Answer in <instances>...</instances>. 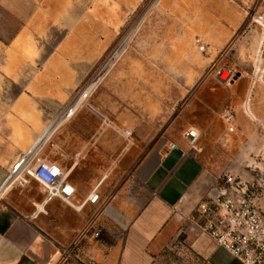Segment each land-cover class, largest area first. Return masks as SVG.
<instances>
[{
  "label": "rangeland",
  "instance_id": "rangeland-1",
  "mask_svg": "<svg viewBox=\"0 0 264 264\" xmlns=\"http://www.w3.org/2000/svg\"><path fill=\"white\" fill-rule=\"evenodd\" d=\"M21 8L22 32L29 27L38 51L49 56L37 65L38 70L50 66L41 81H53L48 101H39L48 125L84 93L109 56L134 30L121 55L97 86L81 96L84 102L52 135L41 154L65 170L76 164L71 181L81 194L90 192L104 175H108L107 182L118 183L153 148L181 139L193 128L201 132L205 151L200 154L212 160L208 169L213 177L231 173L250 182L264 177L260 131L244 116L243 103L230 96L231 86L217 81H184L191 50L200 55L195 62L208 61L207 72L212 75L218 66L238 70L243 64L255 65L261 56L264 65V33L256 23L264 18V0H22ZM185 31L189 33L188 48H175ZM222 32L226 36L219 38L220 48L203 40L202 35ZM197 40L208 45L210 52H199ZM235 87L238 90V83ZM242 90L243 85L238 96ZM42 94L45 97L46 93ZM253 99L264 116V86L259 82L252 103ZM224 110L235 115L233 134L226 132L221 117ZM246 121L252 139L241 134ZM242 142H249L251 149L246 160L238 161ZM255 167L256 172H252ZM32 185L34 190L23 192L27 196H23V204L41 190L37 183ZM56 201L57 210L47 207V214L36 221L45 220L48 235L59 241L68 233L71 245L67 246L66 238L61 264H84L74 252L86 240L110 236L99 227L101 221L108 220L97 210L84 209L79 214ZM260 201L264 207V191ZM27 212L32 216L35 207L31 205ZM181 246L182 257L178 256L176 264H187L183 259H188L190 251Z\"/></svg>",
  "mask_w": 264,
  "mask_h": 264
},
{
  "label": "crops",
  "instance_id": "crops-1",
  "mask_svg": "<svg viewBox=\"0 0 264 264\" xmlns=\"http://www.w3.org/2000/svg\"><path fill=\"white\" fill-rule=\"evenodd\" d=\"M21 5L22 0H0V185L20 156L29 151L55 121L48 125L47 113L39 108V101H48V89L52 88L53 81H41L50 66H42L38 70L37 65L48 61L49 56L45 51H38L36 39L29 27L22 32ZM259 27L264 33V28ZM186 34L189 36L185 31L183 38L174 45L175 48H188ZM225 36L224 32L202 35L206 43L216 48L221 47L219 38ZM23 42L26 44L24 49ZM189 52L191 64L184 81H217L215 71L213 75L207 72L208 61L195 62L200 59V55L197 51ZM260 58L261 62L256 59L255 65H240L237 70L240 76L229 90L234 101L243 103L241 108L244 116L253 126L255 124L247 108L253 118L264 121V116L259 114L258 103L254 99L252 103L258 82L264 86L263 57ZM236 83L238 90L243 85L239 96L238 90H235ZM41 92L46 93L45 97L44 94L40 95ZM38 117H41V121H38ZM241 118L246 120L243 116ZM189 131H196L199 136L201 134L194 128ZM187 132L181 139L171 142L177 146V150L169 149L170 142L161 143L132 167L121 181L115 184L107 182L108 175H104L84 195L71 181L76 164L70 168V181L77 192L75 204H81L100 185L101 202L96 206L88 205L85 210H97L103 219L108 220L101 221L99 227L110 232V236L103 235L100 240H86L83 247L74 252L76 258L84 264H176L179 262L178 256L182 257L179 252L183 245L190 251L188 259H183L187 264H244L186 221L195 214L197 206L221 178L217 179L210 173L208 166L212 160L201 155L205 148H202L200 138L199 150L196 151L199 155L190 154V146L185 139ZM226 132L233 134L228 130ZM251 133L247 123L241 134L250 138ZM241 146L242 153L237 157L238 161L246 160V152L251 149L249 142H242ZM33 182L26 187L12 188L0 201V264L64 263L65 250L62 246L65 247V243L68 247L71 245L68 233L62 238L63 241H59L48 235L45 220L36 221L41 214H47V207L57 210V201L44 205L45 195L40 187L41 190L34 196H28V202L23 204V196L27 197L23 192L34 190ZM31 205L35 207L37 218H32L27 212ZM104 205L111 209L107 216L102 212ZM261 208L263 210L264 207L261 205ZM79 223L82 227L83 221ZM66 238L69 240L64 243Z\"/></svg>",
  "mask_w": 264,
  "mask_h": 264
},
{
  "label": "built area",
  "instance_id": "built-area-1",
  "mask_svg": "<svg viewBox=\"0 0 264 264\" xmlns=\"http://www.w3.org/2000/svg\"><path fill=\"white\" fill-rule=\"evenodd\" d=\"M197 44L199 52L203 54L210 52L209 48L201 45L199 40H197ZM239 76L238 71L231 67L220 66L215 69L217 81L226 87L232 86ZM247 111L261 132L264 159V121L253 118L248 108ZM221 117L228 132L234 133L236 130L235 115L229 110H224ZM46 131L39 136L29 151L20 156L1 183L0 201L12 188L26 187L31 181H34L44 192V205L54 200H60L78 213L88 205H98L101 202L100 185L81 204L77 205L75 204L76 188L70 181L72 169L65 171L54 162L41 157L51 139L41 144L40 140ZM199 138L196 131L186 133L185 139L189 143L190 150H199ZM169 149L175 151L178 148L175 144L170 143ZM256 170L257 167L252 169V172H256ZM263 191L264 177L250 182L238 175L227 173L218 180L206 199L197 206L195 214L189 220L200 233L208 236L218 247L244 264H263L264 211L260 205ZM36 209L38 210L37 206ZM102 212L107 216L111 209L108 205H104ZM37 217L36 213L32 215V218Z\"/></svg>",
  "mask_w": 264,
  "mask_h": 264
},
{
  "label": "bare ground",
  "instance_id": "bare-ground-1",
  "mask_svg": "<svg viewBox=\"0 0 264 264\" xmlns=\"http://www.w3.org/2000/svg\"><path fill=\"white\" fill-rule=\"evenodd\" d=\"M256 23L259 26H261L262 28H264V21L263 20H260V21H258ZM133 34H134V30L130 31L126 35V37L122 40V42L118 45V47L113 51V53L109 56V58L106 60L104 65L102 64L103 66L101 67V69L96 73V75L92 78L90 83L84 89V93H82V95H80V97H78L76 99V101L71 105V107H70L71 109L67 108L64 112H62V114L58 118H56V120L54 121L53 125L49 128L48 131H46V134L41 138V140H40L41 144H44L45 142H47L52 137V135L61 127V125H63L65 122H67L69 120L68 116H74V114L77 111L79 105L82 102H84V99L81 96H83V94H89L97 86V84L101 80L102 76L107 71V69L121 55V53L123 52L124 48L129 43V40L131 39ZM258 61L259 62L261 61L260 58H259ZM262 79L264 80V77H262ZM86 98H88V95H86ZM40 142H38V143H40Z\"/></svg>",
  "mask_w": 264,
  "mask_h": 264
}]
</instances>
